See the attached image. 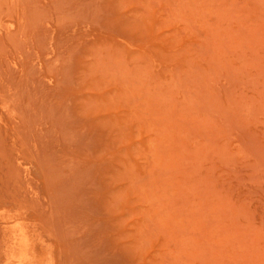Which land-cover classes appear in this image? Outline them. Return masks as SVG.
Here are the masks:
<instances>
[{"label":"rangeland","instance_id":"rangeland-1","mask_svg":"<svg viewBox=\"0 0 264 264\" xmlns=\"http://www.w3.org/2000/svg\"><path fill=\"white\" fill-rule=\"evenodd\" d=\"M0 264H264V0H0Z\"/></svg>","mask_w":264,"mask_h":264}]
</instances>
